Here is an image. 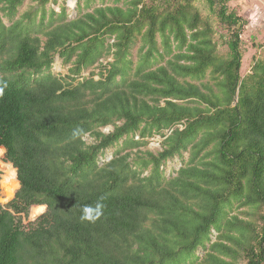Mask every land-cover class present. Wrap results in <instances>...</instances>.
<instances>
[{
    "label": "trees",
    "instance_id": "1",
    "mask_svg": "<svg viewBox=\"0 0 264 264\" xmlns=\"http://www.w3.org/2000/svg\"><path fill=\"white\" fill-rule=\"evenodd\" d=\"M22 1L0 0V147L15 170L1 179L18 185L0 204V264H264V215L231 213L264 205V60L240 78L245 21L229 0H203L225 56L191 0H77L73 19L33 0L5 25ZM156 135L160 151L139 150ZM30 207L43 213L25 227Z\"/></svg>",
    "mask_w": 264,
    "mask_h": 264
},
{
    "label": "rangeland",
    "instance_id": "2",
    "mask_svg": "<svg viewBox=\"0 0 264 264\" xmlns=\"http://www.w3.org/2000/svg\"><path fill=\"white\" fill-rule=\"evenodd\" d=\"M158 0H145L144 3L149 5L153 2H157ZM71 2V4H70ZM192 5L196 8L200 16L207 20L210 26L213 29V36L212 39L215 41L217 46V53L221 56L226 55V47L224 44V34L225 31L217 24L215 18L213 15L210 14L206 4L203 0H191ZM81 5V1L79 3ZM34 5L33 0H23L21 5L17 8L15 15L11 20H8L7 18L3 17L2 22L5 25H9L12 21L17 20L21 18V14L28 10L31 6ZM64 6L65 8V15L67 19H73L78 14L77 9V0H55V3L49 2L45 5V10L48 11V9H53L55 13L59 12V9L61 6ZM103 5L111 6V0H104ZM116 5H120L119 3ZM227 6L229 9L233 10L239 17H241L245 21V25L241 29L240 33V49H241V60H240V68H239V76L242 79L245 75L250 73V68L252 65L251 58H259L261 60H264V0H229L227 3ZM83 12V11H81ZM156 41L159 43V37L156 36ZM111 42V40H109ZM140 46L139 39L135 41L131 48V60L133 62V65L136 64L138 60V49ZM110 57L101 58L98 63L105 64L106 62L110 61ZM98 63H96L94 66L84 70L80 74V78L87 77L90 75L91 72L94 73V79H96V73L98 72ZM163 62H160L158 64H162ZM67 65H63L58 59L57 56L54 57L53 63L50 67V72L59 78L65 77L67 73ZM78 78L77 80H79ZM208 77L202 80V82H205ZM197 83V82H195ZM101 132L107 133L112 130V126H106L100 129ZM83 140L85 143L92 142V138L88 135H85L83 137ZM162 138L159 136H152L150 138L145 139V145L143 147H140V151H149L151 153H156L160 151V145H161ZM121 144V141L118 142V144L109 147L103 151L101 156L98 157L97 164L101 165L104 162H107L111 157L115 150L119 148ZM127 151V150H126ZM125 151V152H126ZM132 152H135V149L132 150ZM3 153L4 150L0 147V204L5 206V204L11 200L13 197L14 192L18 188V185H16V179H9L7 182L2 183L1 175L6 176L8 173H12L14 170L12 166L5 162L3 160ZM187 159V153L184 152L181 154L180 157L174 156L173 158H170L166 160L162 165L163 174L165 177H168L169 175H172L181 165L182 161H185ZM15 173V170H14ZM33 207V206H32ZM32 207L29 208L27 216L22 219V224L25 227H28L30 223H33L45 210H43L42 213H40L37 216H32ZM45 207V206H44ZM241 212L249 213L250 217L254 220L258 219V216L264 215V205L258 206L256 210L248 208H237L234 209L231 213L239 214V217H244ZM215 233L212 232L211 238L214 239ZM202 251L198 249L195 252V255L198 257L202 256Z\"/></svg>",
    "mask_w": 264,
    "mask_h": 264
},
{
    "label": "clouds",
    "instance_id": "3",
    "mask_svg": "<svg viewBox=\"0 0 264 264\" xmlns=\"http://www.w3.org/2000/svg\"><path fill=\"white\" fill-rule=\"evenodd\" d=\"M104 205L102 202L98 201L93 208L90 205H85L83 209V215L81 219L94 221L102 215Z\"/></svg>",
    "mask_w": 264,
    "mask_h": 264
},
{
    "label": "crops",
    "instance_id": "4",
    "mask_svg": "<svg viewBox=\"0 0 264 264\" xmlns=\"http://www.w3.org/2000/svg\"><path fill=\"white\" fill-rule=\"evenodd\" d=\"M7 182V180H3L2 183Z\"/></svg>",
    "mask_w": 264,
    "mask_h": 264
},
{
    "label": "bare ground",
    "instance_id": "5",
    "mask_svg": "<svg viewBox=\"0 0 264 264\" xmlns=\"http://www.w3.org/2000/svg\"><path fill=\"white\" fill-rule=\"evenodd\" d=\"M70 4H71V2H70ZM44 210V209H43Z\"/></svg>",
    "mask_w": 264,
    "mask_h": 264
},
{
    "label": "water",
    "instance_id": "6",
    "mask_svg": "<svg viewBox=\"0 0 264 264\" xmlns=\"http://www.w3.org/2000/svg\"><path fill=\"white\" fill-rule=\"evenodd\" d=\"M45 208V207H44Z\"/></svg>",
    "mask_w": 264,
    "mask_h": 264
}]
</instances>
